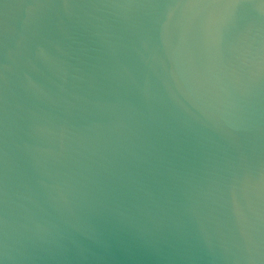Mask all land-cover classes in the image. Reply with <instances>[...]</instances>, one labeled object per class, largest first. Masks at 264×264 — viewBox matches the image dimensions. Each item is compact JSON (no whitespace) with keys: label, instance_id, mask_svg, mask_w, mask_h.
<instances>
[{"label":"clouds","instance_id":"clouds-1","mask_svg":"<svg viewBox=\"0 0 264 264\" xmlns=\"http://www.w3.org/2000/svg\"><path fill=\"white\" fill-rule=\"evenodd\" d=\"M246 7V5L241 3L226 4V5H165L162 9L166 10L165 15L168 21L172 19L173 14L180 10L182 13L187 11L196 10L189 20L200 19V21L205 25H210L213 23L215 18V10L224 9L228 10L230 15H235L237 9ZM259 7V6H253ZM4 244H3V256L6 260L11 261L12 264H16L20 260H28L31 257L28 255L26 250H21L16 246L15 242L11 239L9 233V222H5V232H4ZM2 264V262H0Z\"/></svg>","mask_w":264,"mask_h":264},{"label":"snow or ice","instance_id":"snow-or-ice-1","mask_svg":"<svg viewBox=\"0 0 264 264\" xmlns=\"http://www.w3.org/2000/svg\"><path fill=\"white\" fill-rule=\"evenodd\" d=\"M239 3V0H228V2H220V0H169L167 5H226ZM3 197L2 188H0V199Z\"/></svg>","mask_w":264,"mask_h":264}]
</instances>
